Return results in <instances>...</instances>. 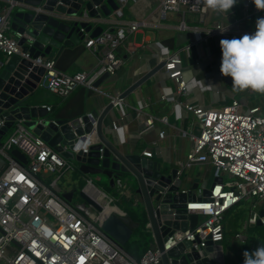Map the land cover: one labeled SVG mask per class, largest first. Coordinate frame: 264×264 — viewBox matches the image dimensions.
Wrapping results in <instances>:
<instances>
[{
  "label": "built area",
  "instance_id": "2783aa9c",
  "mask_svg": "<svg viewBox=\"0 0 264 264\" xmlns=\"http://www.w3.org/2000/svg\"><path fill=\"white\" fill-rule=\"evenodd\" d=\"M241 2L242 21L252 13L264 14V9L257 8L253 0ZM161 6L162 11L195 13L200 23L204 22L210 10L203 0H161ZM122 18L123 13L118 9L106 19L109 27L97 37L84 40L83 48L98 61V67L92 74L68 75L57 70L54 59H35L33 62L44 68L39 87L60 98L69 96L77 86L98 91L92 87L94 82L103 74L115 76L121 66L118 49L126 44L129 35L139 29L137 22L124 26L120 23ZM6 19V10L0 11V70L12 55L27 58V54L21 52L18 39L9 33ZM237 25L231 26L237 27L236 32ZM183 27L181 24L180 29ZM231 27L213 23L206 27L205 37L225 36ZM161 63V70L169 75L176 94H190L193 86L183 79L179 52L167 50ZM214 67V70L211 67V76L217 83L225 78L231 83L230 77L220 73V64ZM248 96L250 102L232 99L220 109L187 103L175 105L178 118L184 115L193 118V132H182L183 137L189 139L190 148L185 160L177 162L178 175L182 176L184 170L194 166H210V183L206 188L213 187L207 201L201 195L186 204V212L197 215V224L185 232L173 231L163 244L164 252L182 242L190 243V248L198 252L208 241L223 242L224 215L244 201L253 202L246 226L259 222L264 227V217L260 215V205L264 200V100L253 104L252 91ZM161 98L168 97L162 95ZM110 99L112 106L120 102L119 97ZM45 108L50 113V107ZM140 114L137 116L142 118ZM159 121L166 123L164 118ZM52 122L55 123L54 120ZM143 123L144 131L158 129L152 117L144 118ZM113 130L116 131L115 125ZM157 131V139L151 143L153 149L166 137L163 130ZM13 149L26 157V166L10 158L9 153ZM0 155L7 160V166L0 174V264H160V253L153 241L136 261L103 234L104 210L97 212L80 199L67 204L61 198L60 182L65 174L79 172L77 163L63 158L28 131L22 122H16L10 135L1 141ZM142 156L152 159L151 150L142 151ZM219 178L221 181L215 182ZM83 180L80 190L94 203L98 198L89 197L87 191L93 190L101 194L109 205L114 204L112 197L94 185L93 177L86 176ZM114 187L122 193L129 190L122 179L115 180ZM80 205L83 210L76 207ZM236 238L243 240L239 235Z\"/></svg>",
  "mask_w": 264,
  "mask_h": 264
},
{
  "label": "water",
  "instance_id": "95a60500",
  "mask_svg": "<svg viewBox=\"0 0 264 264\" xmlns=\"http://www.w3.org/2000/svg\"><path fill=\"white\" fill-rule=\"evenodd\" d=\"M0 3L8 7L6 20L9 32L18 39L21 52L27 54V58L12 55L0 70V143L16 122H22L28 131L63 158L74 160L79 173L84 177L106 180L110 187H114L117 179L132 183L129 190L141 201L146 218L145 227L160 253V264H232L223 250L222 242L208 241L200 252L190 248V243L182 242L164 252L163 244L173 231L185 232L197 224V215L186 212V204L195 198L192 193L195 186L182 190L187 181L178 175L176 168H165L152 159L120 149L103 126L104 119L113 108L112 104L100 113L93 111L81 119L53 123L45 106L36 104L34 100L44 68L33 61L44 59L54 50L61 52L83 43L87 38L97 37L103 31L102 20L119 9V2L0 0ZM177 39H184V36L179 35ZM162 67L161 63L134 82L119 99L127 97ZM108 77V74H103L94 82L93 89H98ZM9 156L21 166L28 163L17 149H13ZM6 166V158L0 155V174ZM220 181V178L215 180ZM212 187L206 188L202 184L205 201ZM76 195L97 212L103 210L81 190L64 192L61 198L71 204ZM76 207L83 210L81 205ZM123 214L112 213L104 217L101 224L105 237L122 251L138 228V224L129 215ZM257 225L260 226V223ZM238 264H243V261Z\"/></svg>",
  "mask_w": 264,
  "mask_h": 264
},
{
  "label": "crops",
  "instance_id": "0c3cea01",
  "mask_svg": "<svg viewBox=\"0 0 264 264\" xmlns=\"http://www.w3.org/2000/svg\"><path fill=\"white\" fill-rule=\"evenodd\" d=\"M116 1L119 2V0ZM241 3V0H237L228 13L210 9L204 22L200 23L195 13L162 11L161 0H123L119 3V10L123 13L120 23L127 26L132 22H137L139 29L129 35L126 44L118 49L117 56L121 60V66L115 76H109L98 87V91H91V94L84 99V116L93 111L102 112L110 104V98L119 97L134 82L161 64L167 50L179 52L182 59L183 79L193 86L190 94L186 96L176 94L175 86L169 79V75L159 70L139 88L114 105L103 121V126L112 140L114 139L120 149L126 153L142 156V151L149 149L152 152V160L165 168L178 169L177 162L185 160L190 148L189 139L184 138L182 132L185 130L193 132V118L191 115L178 118L176 104L187 103L220 109L229 104L232 99H237L242 103H246V100L250 102L249 91L253 93V104L264 100V94L261 95L251 89L236 90L227 78L219 84L211 76V67L213 69L221 62L219 41L252 33L255 30V21L264 16L261 12L252 13L242 21ZM3 10L7 12L8 7L0 3V11ZM106 19L102 20L103 29L109 27ZM240 21L242 22L239 23ZM213 23L230 27L238 23V32L235 26L231 27L230 32L225 36L218 34L206 39L205 29ZM6 24L8 26V22ZM181 24L184 25L182 29H180ZM179 35L184 36V39H177ZM82 44L79 46L82 47ZM58 54L59 52L54 50L45 59H56ZM65 60L61 61L60 66L65 69L62 72L68 75L92 74L98 67L96 56L85 49L73 60L72 64L66 65ZM39 89L38 87L35 91L34 100L36 104L45 106L43 102L49 101L50 92L43 89L37 95L36 92ZM162 95L168 98L162 99ZM138 113H141L142 118L137 116ZM149 117L156 120L157 130H163L166 134V137L160 140L154 149L151 143L156 141L158 131L156 129L144 131L143 119ZM160 118H164L166 123L159 121ZM113 125L116 131L113 130ZM10 133L11 131L8 135ZM210 172V166H194L189 170H184L182 176L187 183L182 186V190L195 186L192 193L195 197L201 196L202 184L207 187L210 183ZM83 178L84 176L77 172L65 174L60 182L61 192L76 191L79 184H84ZM96 180L101 181L97 177ZM125 181L128 187L129 181ZM252 203V201L240 203L236 208L227 212L223 218V250L226 251L232 264L243 261L242 253L245 250H253L256 243L264 246V227L257 224L246 226ZM242 210L245 213L240 216ZM260 215L264 217V200L260 205ZM237 235L243 240L237 239Z\"/></svg>",
  "mask_w": 264,
  "mask_h": 264
},
{
  "label": "clouds",
  "instance_id": "9594fccd",
  "mask_svg": "<svg viewBox=\"0 0 264 264\" xmlns=\"http://www.w3.org/2000/svg\"><path fill=\"white\" fill-rule=\"evenodd\" d=\"M217 11L228 13L237 0H203ZM255 6L264 9V0H253ZM221 62L219 71L230 77L236 90L251 89L264 93V16L255 21V30L240 37L219 41ZM243 264H264V246L243 253Z\"/></svg>",
  "mask_w": 264,
  "mask_h": 264
},
{
  "label": "trees",
  "instance_id": "16d2710c",
  "mask_svg": "<svg viewBox=\"0 0 264 264\" xmlns=\"http://www.w3.org/2000/svg\"><path fill=\"white\" fill-rule=\"evenodd\" d=\"M83 46H75L73 48H65L59 52L56 59H54L57 70L64 71L65 69L60 66L62 60L66 59V65L72 64L73 60L82 52ZM45 90V89H44ZM43 91L40 88L36 94L39 95ZM48 91V90H47ZM50 92V91H49ZM91 94V91L84 86H77L69 96L60 98L53 93H49V101L43 102L45 106L50 107L49 117L54 121L70 122L80 119L84 116V99ZM79 174V172H77ZM83 186V184H81ZM82 188V187H80ZM110 190V187L107 188ZM137 224L138 228L134 230L132 238L125 245L124 252L131 258L138 261L141 256L148 249L152 241L151 235L146 229V218L143 210L128 209L125 211ZM244 210L240 211V216H243ZM262 244L256 243L254 246H261Z\"/></svg>",
  "mask_w": 264,
  "mask_h": 264
},
{
  "label": "rangeland",
  "instance_id": "374dc122",
  "mask_svg": "<svg viewBox=\"0 0 264 264\" xmlns=\"http://www.w3.org/2000/svg\"><path fill=\"white\" fill-rule=\"evenodd\" d=\"M260 94L262 95L263 93H260ZM263 98H264V95H263ZM93 178L95 180L94 185L97 186L100 190H103L104 192H106L107 195H109L110 197L114 199L115 202L114 204H111V206L117 207L118 210L124 213L128 209H132V210H142L143 209L140 199L136 195H134V192L132 190H126L127 193L125 194L117 190L115 187H111L110 190H108L107 189L108 184L106 180L97 181L96 177H93ZM128 184L129 186L132 185V183L130 182H128ZM80 187H82L81 184L78 185L77 190H76L77 192L81 189ZM79 201L80 200L78 196L76 195L74 198V202H79Z\"/></svg>",
  "mask_w": 264,
  "mask_h": 264
},
{
  "label": "bare ground",
  "instance_id": "6f19581e",
  "mask_svg": "<svg viewBox=\"0 0 264 264\" xmlns=\"http://www.w3.org/2000/svg\"><path fill=\"white\" fill-rule=\"evenodd\" d=\"M40 88V87H39ZM12 131V130H11ZM94 140V139H93ZM83 187V186H82ZM87 195L89 196V197H92L93 199H96V198H98L97 200L98 201H96V204H98L99 206H101L102 207V209L104 210L103 211V215H102V217H107L108 215H110V214H112V213H114V214H121V215H124L123 213L124 212H122V211H120V210H118V208H116V207H114V206H111V205H109L106 201H105V199H104V197L101 195V194H99V193H95L93 190H91V191H87Z\"/></svg>",
  "mask_w": 264,
  "mask_h": 264
}]
</instances>
